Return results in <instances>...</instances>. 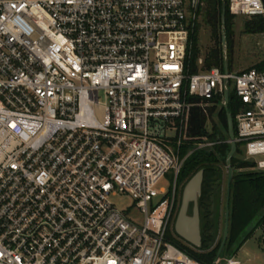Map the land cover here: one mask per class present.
Returning <instances> with one entry per match:
<instances>
[{
    "label": "built area",
    "instance_id": "1",
    "mask_svg": "<svg viewBox=\"0 0 264 264\" xmlns=\"http://www.w3.org/2000/svg\"><path fill=\"white\" fill-rule=\"evenodd\" d=\"M226 6L264 20V0ZM198 8L0 0V264H202L168 236L180 168L213 144L180 156L190 109L223 97L226 76L189 70ZM227 76L239 102L236 141L264 170V70ZM159 193L169 203L163 219L148 215ZM116 194L133 198L143 223L115 206Z\"/></svg>",
    "mask_w": 264,
    "mask_h": 264
},
{
    "label": "trees",
    "instance_id": "2",
    "mask_svg": "<svg viewBox=\"0 0 264 264\" xmlns=\"http://www.w3.org/2000/svg\"><path fill=\"white\" fill-rule=\"evenodd\" d=\"M197 12H202L205 23L212 32L218 28L221 30V0H199V8ZM231 15L226 6L225 17V34L226 40L230 28ZM245 30L251 32H264V20L261 17L254 16L245 24ZM190 40L195 49L188 58L190 72H197L196 65L198 50L196 49L197 32L190 34ZM223 51L218 47H212L206 52L205 66L206 68L219 67L223 70ZM230 68V67H229ZM258 70H264V64L254 67ZM230 71V69H229ZM220 95L215 96L211 102L215 103L210 107H201L199 104L190 109L185 124V139L181 145L180 156L186 155L188 150L194 148L195 143L212 142L210 146L194 149L190 155L184 160L178 177L177 185L182 187L187 181L199 170L203 171V179L201 183V194L198 197V210L200 219V236L201 243L198 247L190 248L186 242L178 237L175 238L168 234L169 238L179 245L191 257L202 264H212L216 256V252L220 246L224 226V214L227 198L226 184L223 186V170L225 167L226 155L230 149L228 139L227 117L224 106H219L216 110L215 118H209L215 111V107L219 102ZM195 103H200L199 98L192 99ZM239 102L231 90L228 101V111L233 119L238 109ZM208 122V123H207ZM210 125L211 129H207ZM235 128V122H234ZM236 134V131H235ZM241 148V143L237 142V150ZM233 168V176L229 191V227L228 236L224 245V251L230 248L235 242L236 249L250 237L254 228L251 227L254 217L264 210V171L252 170L255 166L254 162L237 160L233 155L231 159ZM224 188V209L220 208L222 198V189ZM189 206H192L190 204ZM219 229L221 235L217 239Z\"/></svg>",
    "mask_w": 264,
    "mask_h": 264
},
{
    "label": "rangeland",
    "instance_id": "3",
    "mask_svg": "<svg viewBox=\"0 0 264 264\" xmlns=\"http://www.w3.org/2000/svg\"><path fill=\"white\" fill-rule=\"evenodd\" d=\"M249 17H245L243 15L233 16L230 21V28L227 30V55H228V63L229 69L231 73L239 72L244 69L258 67L261 64H264V38H262V32H251L245 30V24L249 20ZM197 32V41H196V49L198 50V57L196 61V65L198 71L207 70L210 68H206L205 66V57L206 52L212 47H218L222 49L223 46L221 44V30L218 28L216 31L212 32L210 27H208L205 23V19L203 17L202 12H196L192 24H191V33ZM193 49L195 47L190 41L189 47V56L193 53ZM234 82L230 80L228 83V93H231ZM101 104H104V100H101ZM215 103L210 102L206 105V107L213 106ZM219 106H223V97L222 95L219 97V102L215 107L214 113L208 115L209 118H215V112L219 109ZM208 123V122H207ZM208 130L211 129L210 125L206 126ZM170 135L174 136L175 131L170 132ZM184 142V141H183ZM227 142L229 143L228 139ZM185 143V142H184ZM183 143V144H184ZM230 144V143H229ZM197 144L195 143L194 146ZM191 150V149H190ZM188 150V151H190ZM179 154L181 152V148L179 149ZM237 160L247 161L249 163L254 162L255 166L251 167L252 170H259L256 165L254 159H251L247 156L244 148H240L234 154ZM262 158V157H258ZM223 170V186L226 184L227 180V169L226 166L222 167ZM170 177H165L159 181L157 184V190L159 191L161 188L168 190L170 187ZM183 188L181 184L177 185L176 190V198L173 208V219L174 222L179 212V208L181 205V196ZM223 188V187H222ZM224 188L222 189V198L220 201L221 210L224 209ZM163 194L159 193L153 199V206H149L148 215L149 217H155L163 219L165 216L166 209L168 208V201L162 198ZM115 206L124 210L127 216L137 222L143 223L145 219V214L142 213L135 205L133 198L128 194H116L110 197ZM192 206H189L187 214L191 215ZM264 220V210H261L253 219L251 223V227L254 228L250 237L240 246V248L236 249L237 242H235L230 248L224 251V248L219 256V263L224 264L228 259H236L240 262V264H264V245H261L259 241V236L261 233L260 223ZM174 223L171 221L169 234L175 238L181 239L174 230ZM221 235V229H219V233L217 239ZM183 241V240H182ZM185 242V241H184ZM188 244V243H187ZM190 248H193L191 245H188Z\"/></svg>",
    "mask_w": 264,
    "mask_h": 264
},
{
    "label": "water",
    "instance_id": "4",
    "mask_svg": "<svg viewBox=\"0 0 264 264\" xmlns=\"http://www.w3.org/2000/svg\"><path fill=\"white\" fill-rule=\"evenodd\" d=\"M225 17H226V0H221V44L223 46V72L226 75L223 78L222 86H223V98L224 103L223 106L226 110L227 117V128H228V141L230 143V149L226 155L225 166L227 169V198H226V206H225V214H224V226H223V234L220 246L216 252V256L214 258L213 263L217 261L219 258L228 236V227H229V191L230 185L233 176V168L231 166V159L236 152L237 149V141L235 138V128H234V119L231 113L228 111L227 105L229 101V93H228V76L229 73V63H228V55H227V40L225 34ZM203 179V171L199 170L196 172L184 185L182 196H181V205L179 208L178 215L174 222V230L175 233L186 243L193 247L200 246L201 236H200V219H199V210H198V197L201 194V183ZM192 204V212L191 215L187 214L189 205Z\"/></svg>",
    "mask_w": 264,
    "mask_h": 264
}]
</instances>
